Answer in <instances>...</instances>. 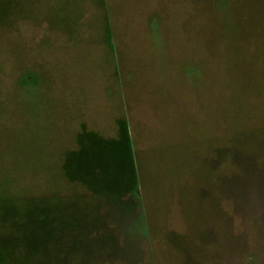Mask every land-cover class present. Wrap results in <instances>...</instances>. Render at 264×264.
I'll return each instance as SVG.
<instances>
[{
    "label": "rangeland",
    "instance_id": "obj_1",
    "mask_svg": "<svg viewBox=\"0 0 264 264\" xmlns=\"http://www.w3.org/2000/svg\"><path fill=\"white\" fill-rule=\"evenodd\" d=\"M0 264H264V0H0Z\"/></svg>",
    "mask_w": 264,
    "mask_h": 264
}]
</instances>
